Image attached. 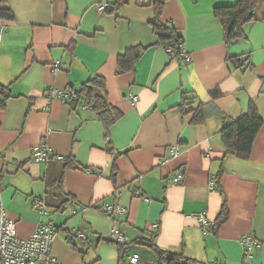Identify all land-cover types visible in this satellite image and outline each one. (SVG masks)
I'll use <instances>...</instances> for the list:
<instances>
[{"label":"crops","instance_id":"obj_1","mask_svg":"<svg viewBox=\"0 0 264 264\" xmlns=\"http://www.w3.org/2000/svg\"><path fill=\"white\" fill-rule=\"evenodd\" d=\"M237 2L165 0L161 21L184 37L186 61L172 60L156 45L155 11L134 0L120 6L119 0L0 2L13 14L0 21V88H7L0 109V204L18 237L30 238L39 224L61 228L53 241L60 264H132L134 256L138 264H159L148 246L154 233L158 247L190 259L182 264H264V124L250 157L228 155L220 183L215 180L225 151L223 116L236 120L254 103L264 122V0L228 45L213 11ZM135 46L145 51L134 71L118 74V56ZM96 76L106 81L108 103L122 113L108 137L91 110L47 96ZM215 89L223 96L206 107L205 123L194 125L193 115L179 110L183 99L196 108L210 103ZM41 144L50 160L35 163L33 149ZM179 170L184 180L175 184ZM225 197L228 221L216 232L201 226L196 216L214 224ZM105 205L126 212L111 216L100 210ZM113 230L129 238L122 263L117 245L107 241ZM74 232L97 243L95 253L85 254L86 241ZM245 235L261 243L252 259L244 255Z\"/></svg>","mask_w":264,"mask_h":264},{"label":"trees","instance_id":"obj_2","mask_svg":"<svg viewBox=\"0 0 264 264\" xmlns=\"http://www.w3.org/2000/svg\"><path fill=\"white\" fill-rule=\"evenodd\" d=\"M5 1L6 0H0L1 3ZM148 1L149 3L139 6L151 7L155 11L152 26L156 36V45L162 46L165 49H170L171 51L169 54L173 58L172 60H179V53L184 45V37L178 33L176 28L170 26L169 24H164L161 21L165 0ZM260 1L261 0H238V2L233 6L216 7L214 9L213 14L215 18L220 21L225 30L228 45L237 42L243 34V26L254 20L255 9ZM127 2H129V0H119V6L126 4ZM12 18L13 14L11 10L0 8V21L12 20ZM144 51L145 49L143 47L135 46L130 48L125 54L119 55L117 60L118 74L134 71L135 65L142 57ZM231 61L235 64L240 63L239 58H234ZM69 90L75 91V96L67 101L71 108L73 110H77L82 105L87 106L88 110H91L93 113H95L99 122L103 124L106 136L108 137L111 127L118 121V119L121 118L122 113L108 103L105 79L100 76H96L84 83L80 88L75 89L74 87H71ZM6 93L7 88H0V98L3 96L5 97V99H0V109L5 107ZM222 96L223 95L221 91L219 89H215L211 92L210 103L200 104L196 108L191 109H189V107H191L192 104H188L187 100L183 99V103L179 106V110L183 114H192V123L194 125L204 124L207 118L206 107L213 104ZM223 120L224 125L220 131V137L225 151L221 160L222 165L215 178L217 184L220 183V180L225 173L223 165L224 159L228 155H236L240 158L248 159L251 155L255 139L264 124L263 120L259 116L258 108L254 103L249 106L248 112L238 119L234 120L228 118L227 116H223ZM66 162V167L71 166L68 160H66ZM113 178H115V175H113ZM100 210L103 213L111 216L117 214L114 210ZM229 216V208L227 199L225 197L221 211L211 230L216 232L224 223L228 221ZM56 229L58 232V230L61 228L56 227ZM77 233L79 232H74L72 235L75 237ZM157 235L158 233L151 235L148 246L155 253L159 264H182L184 261L190 260L183 253H173L158 247L154 242V239L157 237ZM70 239H72V237H70ZM84 241L88 242V237L87 240ZM107 241L117 245L119 254L118 260L121 263L124 262L125 255L128 250L129 238L127 237L126 243L115 242L110 238H108ZM89 246H91V243H89Z\"/></svg>","mask_w":264,"mask_h":264},{"label":"built area","instance_id":"obj_3","mask_svg":"<svg viewBox=\"0 0 264 264\" xmlns=\"http://www.w3.org/2000/svg\"><path fill=\"white\" fill-rule=\"evenodd\" d=\"M137 5L147 4L148 0H134ZM106 5L98 6L99 11L106 10ZM3 32V27L0 23V40ZM170 49L167 52L170 53ZM189 59L188 54L182 47L179 53V60L186 61ZM47 96L50 99L59 98L62 100H70L75 96L74 90H67L65 92L49 91ZM133 102L137 101L136 97H131ZM80 110H87V106L82 105L79 107ZM50 149L47 145L41 144L33 149V159L35 163L48 162ZM172 153H175L173 151ZM65 160L64 158H60ZM184 180V171L179 170L173 177L175 184L181 183ZM215 185V180L211 182V188ZM139 197H142L146 201H150L146 196L138 193ZM36 205L44 208V206L37 201ZM102 210L115 211L118 215L126 212L122 206H103ZM44 212V210H42ZM197 221L201 226L207 230L213 228L211 223L205 214H198L196 216ZM57 234V229L53 224H39L35 232L28 239H21L17 235L16 224L10 220L7 216V212L4 207L0 204V264H60L59 261L53 254V241ZM79 239L87 240L85 233H77ZM109 238L115 242L126 243L127 237L118 230H113L109 235ZM242 244L244 249V255L248 259L254 257L253 251L261 247V243L252 235H245L242 238ZM132 264H138L139 258L134 256L130 259Z\"/></svg>","mask_w":264,"mask_h":264},{"label":"rangeland","instance_id":"obj_4","mask_svg":"<svg viewBox=\"0 0 264 264\" xmlns=\"http://www.w3.org/2000/svg\"><path fill=\"white\" fill-rule=\"evenodd\" d=\"M93 244H95V245H91L92 247H90L89 246V243H84V245L83 246H80V247H82V249L84 250L83 252L85 253V254H87V255H92L93 253H95V251L97 250V243H95V242H92ZM109 249V248H108ZM95 264H110V262H109V260L108 259H104V260H102L101 262H97V263H95Z\"/></svg>","mask_w":264,"mask_h":264}]
</instances>
